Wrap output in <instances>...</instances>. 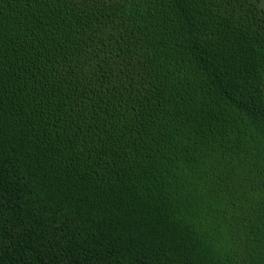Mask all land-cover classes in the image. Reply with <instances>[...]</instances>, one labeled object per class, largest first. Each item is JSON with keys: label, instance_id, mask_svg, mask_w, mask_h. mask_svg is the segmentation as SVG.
I'll use <instances>...</instances> for the list:
<instances>
[{"label": "trees", "instance_id": "1", "mask_svg": "<svg viewBox=\"0 0 264 264\" xmlns=\"http://www.w3.org/2000/svg\"><path fill=\"white\" fill-rule=\"evenodd\" d=\"M0 264H264V0H0Z\"/></svg>", "mask_w": 264, "mask_h": 264}]
</instances>
